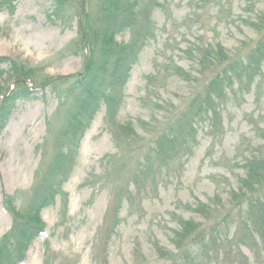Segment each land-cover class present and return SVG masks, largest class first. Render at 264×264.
I'll return each instance as SVG.
<instances>
[{
    "label": "rangeland",
    "instance_id": "obj_1",
    "mask_svg": "<svg viewBox=\"0 0 264 264\" xmlns=\"http://www.w3.org/2000/svg\"><path fill=\"white\" fill-rule=\"evenodd\" d=\"M160 2L151 14L153 36L131 69L116 115L120 124L132 125L140 140L114 138L103 108L95 115L80 139L69 178L54 202L41 211L44 233L31 242L20 264H170L158 256L155 243L174 251L173 231L181 219L189 218L204 226L219 223L221 232L226 228L228 234L220 236L232 242L238 217L230 191L243 176L245 159L264 155V62L249 88L237 81L225 88L216 101L218 121L210 114L194 120L196 143L188 155L162 165L152 159L140 170L146 152L140 142L174 126L213 76L214 65L201 70L197 63L200 50L213 53L220 45L228 58L245 56L258 36L250 22L264 12V0ZM51 6L52 0H16L12 14L1 11L0 56L27 59L43 66L41 75L52 78L72 75L82 69L84 52L61 51L77 36L76 18L51 24ZM128 38L127 31L116 36L123 42ZM178 67L189 77L178 73ZM32 96L14 101L0 131V236L11 222L4 195L16 207L27 202L43 140H48L49 158L51 141L72 98L60 99L39 87L33 88ZM119 188L125 195L121 221L103 260L97 246L99 230L111 193ZM198 203L208 205L212 215L195 212ZM240 250L246 264H258L261 255L256 250L245 245ZM196 252L197 264H228L221 258L222 249L218 259L210 248L207 254Z\"/></svg>",
    "mask_w": 264,
    "mask_h": 264
},
{
    "label": "trees",
    "instance_id": "obj_2",
    "mask_svg": "<svg viewBox=\"0 0 264 264\" xmlns=\"http://www.w3.org/2000/svg\"><path fill=\"white\" fill-rule=\"evenodd\" d=\"M159 6L160 0H52L51 10L47 14L51 24L76 18L77 36L61 51L67 55L84 52L82 69L72 75L52 78L41 75L43 66L33 65L27 59L0 56V131L14 101L32 98L33 88H47L60 99L72 96L65 107L63 123L51 141L49 158H46L48 140H43L41 159L33 174L27 202L16 207L10 196L3 197V206L10 214L11 222L0 236V264H20L31 242L44 233L41 211L54 202L62 184L69 178L76 163L80 139L102 108L104 121L111 127L114 138L131 143L140 140L132 125L120 124L116 121V115L124 98L131 69L140 51L153 36L151 14ZM15 8L16 0H0V12L12 14ZM250 26L257 31L258 36L244 57L228 58L220 45L213 53L212 49L200 50L201 56L197 63L201 70L214 65L213 76L204 84L203 91L192 97L188 110L178 117L174 126L152 136L148 141L140 142L142 147H146L139 163L140 170L148 167L152 159L162 165L188 155L196 143L194 123L209 114L212 120H219L220 104L216 101L223 96L225 88L236 81L249 88L261 75L264 62V12L258 15L256 21L250 22ZM125 31L129 33L128 41H118L116 36ZM177 71L189 77L179 67ZM47 123L50 131L49 120ZM242 169L243 176L236 189L230 191V199L234 201L232 209L238 217L232 242L226 235L220 236V233L227 234V229L221 232L217 222L204 226L193 218L181 219L178 228L173 231L174 251H166L155 243L159 257L168 258L170 264H197L200 253L197 254L196 249L207 254L210 248L216 259L222 249L221 258L228 264H246L247 258L240 250V246L245 245L261 255L257 262L263 264L264 155L246 158ZM138 181L135 178V185ZM124 197L121 188L113 191L103 215L97 244L103 260L110 238L120 224L119 213ZM194 211L203 217L213 213L204 203H198ZM227 243L232 245L226 247Z\"/></svg>",
    "mask_w": 264,
    "mask_h": 264
}]
</instances>
